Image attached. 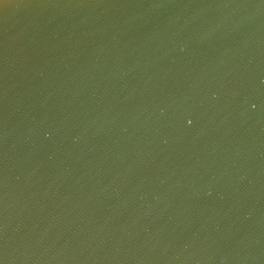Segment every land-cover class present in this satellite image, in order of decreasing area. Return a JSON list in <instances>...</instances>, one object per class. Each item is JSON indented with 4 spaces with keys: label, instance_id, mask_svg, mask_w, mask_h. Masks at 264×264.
<instances>
[{
    "label": "water",
    "instance_id": "1",
    "mask_svg": "<svg viewBox=\"0 0 264 264\" xmlns=\"http://www.w3.org/2000/svg\"><path fill=\"white\" fill-rule=\"evenodd\" d=\"M0 264H264V0H0Z\"/></svg>",
    "mask_w": 264,
    "mask_h": 264
}]
</instances>
